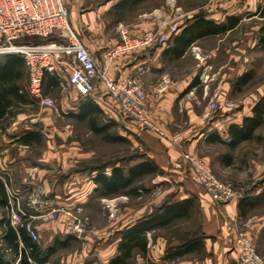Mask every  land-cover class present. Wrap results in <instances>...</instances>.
<instances>
[{
    "label": "crops",
    "instance_id": "crops-1",
    "mask_svg": "<svg viewBox=\"0 0 264 264\" xmlns=\"http://www.w3.org/2000/svg\"><path fill=\"white\" fill-rule=\"evenodd\" d=\"M118 1L120 0H109L105 4L97 5L96 0H64L71 12V25L77 34L81 37V34L86 32L88 36L97 40V45H93L90 40H83L81 37L101 70L106 71L110 76L125 78L134 75L139 67L148 69L142 82L146 105L151 120L165 131L166 138L160 139L122 117L116 104L106 93L96 92L86 98L93 100L99 106L101 124L113 121L116 125L114 130H117L116 134L119 137L127 140L133 138L137 144H144L145 155L158 168L157 174L144 179L152 178L144 185L146 191L151 190L159 180L176 181L181 185V189L175 193L168 189L151 200L148 205L143 206L125 205L126 202L119 201L120 196L128 195H118L116 202H121H118L121 209L115 210L116 206L109 202V197H102L96 190L95 173L86 169L99 157L94 151L85 150L77 141L68 142L73 133V123L65 124L64 127L60 124V118L63 117L72 122L84 123L75 117L79 114L80 105L86 98L80 97L74 89L67 88L61 92L57 108H43L38 103L36 110L30 109L32 105L20 106V111L0 120V180L5 185L8 200L11 193L15 194L20 199L22 207L29 214L34 215V212L26 208V203L31 192L39 190L44 193L45 200L49 203V207L43 210V215H48L51 209H72L81 206L84 214L87 212L93 222L97 221L98 213L105 218V221L99 225L100 231L97 235L83 240L77 239L68 232L67 219L62 213H57L51 218H36L34 224L39 234L37 243L43 251L50 247L55 248V252L46 264H111L120 255L121 232L124 229L154 214L164 206L185 201H190L187 214L173 218L165 226L147 232V254L143 255L140 250H135L131 264H236L237 251L234 249L233 236L216 205L198 184L192 171L183 163L181 153L198 154L201 146L209 149L223 146L229 153H212L209 150L204 152L201 158L215 169L217 166L228 170L233 167L234 162L227 164L228 158H226L229 154L232 155L226 146L230 141L228 129L232 125L240 126L244 118L253 115L255 104L253 101L258 95L257 93L247 95L246 103L248 101L249 104L245 103L239 111L234 110V106L226 107L225 103L228 97L251 82V80H240L242 63H256L255 53H264L259 45L261 28L259 30L258 24L253 22L257 27L245 33L242 41H232L222 47L215 45L201 48L212 53L211 62L202 55L198 44L229 34L238 27L225 34L198 39L180 58L169 53L163 54L168 48L166 46H153L145 51L109 61L106 50L119 44L120 37H107L101 19L103 13ZM155 1L157 0H146L139 4L137 7L149 6V9L137 15L135 23L121 25L129 29L132 37H142L156 30V15L168 10L169 0H165L160 7L151 5ZM234 1L228 5L223 4L222 8H226L224 10L214 9V17L207 18L223 24L229 17H239L238 13L249 6L252 14L247 20L256 19L264 22V17L260 15L264 8V0H244L239 5H235ZM239 1L242 0H238L237 3ZM222 11H226V14L222 15ZM194 48L200 49V60L196 58ZM186 60L197 63L198 68H201L203 63H224V65L219 72L214 71L216 77L206 89L200 83L197 70L188 73L182 71L177 76L171 75L172 69L181 66ZM67 78L66 73L63 82ZM26 82L28 87V77ZM217 89L221 92L220 110H223V113L207 115L208 106L199 99H205L206 93L209 95ZM191 91L195 93L191 95ZM30 132L38 133L40 140L28 144L19 142L20 138ZM90 132L92 133L91 130ZM105 158L107 157L102 159ZM122 164L118 160L117 165ZM189 171L195 182L188 174ZM107 172L109 174L110 168ZM139 194L140 190L136 196H128V198H138ZM242 200L243 198L237 196L232 203L224 206L225 213L231 219L239 218L243 213ZM103 206L109 211L108 214L102 212ZM95 212L97 215L94 214ZM4 214L10 221L7 208H0V221ZM192 219L195 220L197 227L186 231V238L180 240L169 235L171 228ZM255 228L254 232L261 230L260 225ZM194 239L199 240L200 246L191 253L176 261L166 259L167 254L174 247ZM0 242L7 250L0 255L3 261L9 264H21V253L15 254L7 247L4 241V229L1 226ZM22 248L23 244L20 243V250ZM29 263L34 264L32 260H29Z\"/></svg>",
    "mask_w": 264,
    "mask_h": 264
},
{
    "label": "built area",
    "instance_id": "built-area-1",
    "mask_svg": "<svg viewBox=\"0 0 264 264\" xmlns=\"http://www.w3.org/2000/svg\"><path fill=\"white\" fill-rule=\"evenodd\" d=\"M225 1L209 0V4L217 5ZM167 7V11L156 15V30L142 37H132L127 27L120 26V43L106 50L108 60L114 61L153 46L167 45L179 33L184 23L183 15L173 0L167 2ZM194 53L200 60L198 48H194ZM9 55L19 56L24 60L29 93L41 107H57L56 100L44 91L45 76H56L62 89L72 88L82 98L90 97L96 92L106 93L114 101L122 117L160 139L166 138L165 131L151 120L146 105L142 82L148 69L139 67L134 75L125 78L113 77L101 70L92 52L72 27L71 12L64 0H0V57ZM66 73L68 78L65 83L63 77ZM215 77L214 68L208 63H203L199 73L201 85L207 89ZM194 93L195 91L190 92L191 95ZM220 102L221 92L217 89L210 94L207 115L219 111ZM225 105L231 107L228 103ZM181 159L227 224L233 236L234 249L237 251L236 264H264V254L258 252L256 242L248 231L240 227L239 218L231 219L224 210V206L232 203L244 188L220 181L211 166L195 154L182 152ZM244 194L245 192L241 196ZM48 207L44 193L39 190L32 191L26 208L35 214H29L22 207L20 199L11 193L7 206L10 224L15 229H25L31 239L37 242L39 234L34 220L51 218L57 213H62L67 219L66 228L72 236L83 240L97 235L88 219L83 217L81 206L72 209H51L48 215H43V210ZM1 247L3 244L0 242Z\"/></svg>",
    "mask_w": 264,
    "mask_h": 264
},
{
    "label": "trees",
    "instance_id": "trees-1",
    "mask_svg": "<svg viewBox=\"0 0 264 264\" xmlns=\"http://www.w3.org/2000/svg\"><path fill=\"white\" fill-rule=\"evenodd\" d=\"M146 0H120L112 10L123 17L127 12L135 9L139 4ZM264 17V8L260 14ZM242 18L229 17L225 23L218 24L212 19H208L206 14H198L192 20L185 21L180 27L179 33L174 36L167 45H157L168 47L163 54L169 53L174 57H182L187 49L198 39L225 34L239 26ZM259 45L264 50V26L261 28ZM27 70L24 60L15 55L0 57V120L6 116L14 115L16 108L25 105L37 103L32 99L27 87ZM240 80H251L249 74L244 75ZM60 82L56 76L46 75L44 81V91L48 93L52 89L59 88ZM101 110L97 104L87 99L80 105V112L75 117L78 121L87 123L88 128L96 136H101L108 142H127L126 138L119 137L113 133L115 123L110 121L107 124H101L99 115ZM264 115V97L259 99L253 108V115L243 119L242 124L232 125L228 129L230 136L229 143L226 144L232 152L242 143L254 138L255 132L263 123ZM40 140L38 133L30 132L19 139V142L28 144ZM227 164H232L233 155L229 154ZM97 160V159H96ZM94 160L86 167L88 171L95 173L94 182L97 185V191L102 197H116L126 194L136 196L138 190H145L142 185L144 179L148 176L158 173L157 166L146 155L134 157L124 164L117 165V161H96ZM110 168L108 174L107 170ZM146 191V190H145ZM256 200V199H255ZM243 203V204H242ZM243 205V206H242ZM254 199L247 198L241 201V206L245 211L248 206H254ZM8 194L3 181L0 180V208H7ZM190 209V201L176 203L170 206H164L157 212L151 214L137 223L130 225L121 232V244L119 246L120 255L111 264H131L135 250H140L143 255L147 254V232H151L165 226L173 218L181 217L187 214ZM243 211V212H244ZM0 226L4 229V241L7 247L15 254L21 253V264H46L50 256L55 252L54 247L42 250L39 244L31 239L23 228L15 229L4 214L0 221ZM198 239L189 241L183 245L174 247L166 256L169 261H176L184 255L191 253L200 246ZM20 243L23 248L20 250ZM0 264H9L0 257Z\"/></svg>",
    "mask_w": 264,
    "mask_h": 264
},
{
    "label": "rangeland",
    "instance_id": "rangeland-1",
    "mask_svg": "<svg viewBox=\"0 0 264 264\" xmlns=\"http://www.w3.org/2000/svg\"><path fill=\"white\" fill-rule=\"evenodd\" d=\"M109 0H96L97 5L98 4H105ZM175 3V6L180 10L181 14L183 15L182 21L192 20L196 15L198 14H206L207 17L213 16L214 12L213 10H224L226 8H222L223 4L228 5L231 1L234 0H226L222 4L217 5H210L209 0H173ZM234 1L235 5H239L241 2H244V0ZM165 0H157L152 6H161L164 4ZM149 9V6H139L133 9L132 11H129L126 13L123 17L119 15V13L112 10V8H109L108 11H105L102 15V22L101 25L104 27L105 34L107 37H118V29L123 24L130 25L135 23L136 16L140 13L147 11ZM221 11V10H220ZM225 15L226 11H222ZM219 14V12H217ZM251 10L248 6V8L242 10L240 13H238V16L242 18V21L238 28L234 31H232L229 34L219 36L218 38H211L208 40H205L198 44V48H204V46L207 47H213V46H227L232 41L239 40L242 41L244 38V34L248 31L251 32L253 28H256L257 26L253 24L257 23L259 30L264 26V22H261L259 20H252L248 21L247 19L251 18ZM217 17V16H216ZM189 18V19H188ZM218 19V18H217ZM258 30V31H259ZM259 34V33H258ZM81 37L83 40L87 39L90 40L93 45H97V40L94 37L88 36L86 32L81 34ZM36 41V40H34ZM96 47V46H95ZM98 47V46H97ZM199 49V50H200ZM202 55L211 62L212 53L208 51H203L201 49ZM255 61L256 63H242L243 70L242 77L244 75L249 74L251 77V82L242 90H240L237 93H233L228 99L226 100V103H228L231 106H234V110H240L244 107V104L246 103V97L250 93H257L258 98L261 99L264 97V53L257 52L255 53ZM223 60V59H222ZM213 66L214 71H218L221 69L222 65L224 63H208ZM236 64V63H235ZM229 67V66H228ZM172 76H177V74H180L183 72H191L198 71V74L200 73L201 68H198L197 63H193L192 60H186L184 61L181 66L177 67L176 69H172ZM225 70V69H224ZM244 71V73H243ZM214 72V73H215ZM66 83V82H65ZM213 89V88H212ZM64 89L62 88H56L50 90L47 94L51 95L57 102V106L60 103V96L61 92ZM213 92V91H212ZM211 92V93H212ZM205 97V99H199L201 103H205L206 106L209 104L210 100V94ZM260 96V97H259ZM255 98V100H256ZM203 100V101H202ZM253 101L256 102L257 101ZM246 104H249L247 101ZM254 104V105H255ZM38 105L34 103L32 105V108L30 109H37ZM57 108V107H56ZM20 107L13 110L14 112L20 111ZM223 110H219L216 113L221 114ZM216 113H213L211 115H214ZM60 124L64 127L65 124L73 123V133L72 137L70 136L68 139V142L70 141H77L80 146H82L85 150L88 151H94L96 155L99 157L96 161H117V160H124L127 164L129 160L134 159V157H139L140 155L143 156L146 153V148L143 145L137 144L136 141L131 138L127 140V142H108L101 136H96L90 132V129L88 128L87 123H77L72 122L69 119L66 118H60ZM113 133H117V130H112ZM142 144V143H141ZM212 152V153H229L227 149H225L223 146H214V148H205L201 146V151L198 154H195L197 157L201 158L204 152ZM233 155V167H231L229 170L224 169L222 167L217 166L216 169L211 166L214 175L222 182L224 183H231L235 185H239L244 188L242 192L239 193L238 197H242L241 195L245 192L243 199L251 198L254 199L255 205L254 206H248L246 210L241 213L239 216V222L240 227L243 230H247L249 235L255 239L257 250L260 254H264V115H263V123L262 125L257 129L255 132L254 138L250 141L242 143L236 150L232 151ZM103 157H107L105 159H102ZM122 164V163H121ZM191 171V170H190ZM189 171V175L191 177L192 173ZM152 178H147L143 181L142 185L144 186L145 183H148ZM194 180V177H193ZM195 182V180H194ZM151 190L142 191V193L139 194L138 198L133 197H125L120 196L119 201L126 202L125 205H148L151 200H154L157 196L161 195L164 191L171 189L172 193L178 192L181 189V185L176 183V181H166V180H159L158 184L153 185L151 187ZM119 197H110L108 200L109 202L114 203L115 210L121 209L120 204H118L117 199ZM256 199V200H255ZM116 203V204H115ZM121 203V202H119ZM97 204V202H96ZM105 211L106 214H108V210L105 209V206H103L102 212ZM97 212V211H96ZM96 212L94 214H96ZM97 215V214H96ZM83 217L87 218L89 217L88 221L92 228L96 230V232L100 231L99 225L103 221H105L103 216H101L99 213L97 215L98 219L94 222L90 218V215L88 216L87 212L84 214L83 211ZM99 220V221H98ZM98 223V224H97ZM261 226V230L256 231L255 227ZM197 227V224L194 219L190 220L189 222L180 223L176 225V227L171 228L169 235L172 237H178V239L182 240L187 237L186 231L195 229ZM167 236L166 233H163ZM162 234V235H163ZM2 244V242H1ZM5 247L0 248V255L3 253H6L4 250Z\"/></svg>",
    "mask_w": 264,
    "mask_h": 264
}]
</instances>
